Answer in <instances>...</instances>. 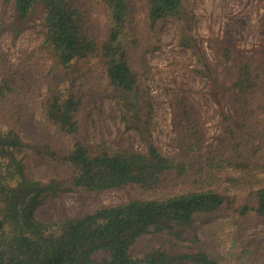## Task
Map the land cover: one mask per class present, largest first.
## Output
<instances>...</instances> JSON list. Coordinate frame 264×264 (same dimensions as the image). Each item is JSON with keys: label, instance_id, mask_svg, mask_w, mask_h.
I'll return each mask as SVG.
<instances>
[{"label": "trees", "instance_id": "trees-1", "mask_svg": "<svg viewBox=\"0 0 264 264\" xmlns=\"http://www.w3.org/2000/svg\"><path fill=\"white\" fill-rule=\"evenodd\" d=\"M10 1L0 0V15ZM101 1L111 19L103 38H99L86 15L85 0H12L17 28L39 15L34 29L41 48L53 65L65 73L63 82L46 87L39 109L44 122L60 136L69 138L71 147L67 153H59L48 142L35 150L71 174L64 180L46 183L29 177L24 152L31 146L15 130L0 129V264H221L207 252L195 249L199 243L196 216L224 211L239 216L250 213L264 229V185L249 186L235 193L201 185H208L222 167L237 173L264 170V130L251 123V118L264 111V65L256 66L232 48L207 39L208 47L232 73L225 91L230 93L234 112L241 122L233 123L224 108H219L225 128L223 151L204 158L192 170L184 159L158 149L149 130L151 104L143 114L137 107L138 76L124 43L131 27L132 0ZM145 1L150 30L158 22L180 19L182 0ZM91 60L99 64L105 76L124 129L136 132L145 145L143 152L106 146L92 149L82 142L76 115L87 97ZM203 67L200 74L208 80L210 94L219 106L224 103L222 97H217L221 84L205 63ZM18 73L14 71L13 75ZM13 93L19 97L25 94L15 82L1 80L0 102ZM171 112L184 134L199 132L197 113L180 88L175 91ZM187 184L193 188L165 199H132L76 217L44 220L35 215L47 201L63 194L125 185L154 191ZM160 233L175 241L169 250L151 247L141 255L131 254L140 236ZM181 243L185 250L178 249ZM254 251L253 262L264 264V241Z\"/></svg>", "mask_w": 264, "mask_h": 264}, {"label": "rangeland", "instance_id": "rangeland-1", "mask_svg": "<svg viewBox=\"0 0 264 264\" xmlns=\"http://www.w3.org/2000/svg\"><path fill=\"white\" fill-rule=\"evenodd\" d=\"M182 3L180 19L158 22L150 30L146 1L132 0L131 27L124 43L138 76L140 94L137 107L141 114L151 104L149 130L155 144L163 153L187 161L193 170L204 158L223 151L225 128L219 108H224L233 123L241 122L234 112L230 93L225 91L232 73L208 47L207 39L212 38L232 48L256 66L264 65V0H182ZM12 4L11 0L5 13L0 15V81L15 82L26 95L19 97L13 93L0 102V129L15 130L25 144L31 146L24 152L29 177L44 183L64 180L70 171L48 162L36 153L35 148L49 142L53 150L67 153L71 147L69 138L60 136L53 126L44 122L39 109L46 87L63 82L65 73L53 65L41 48L40 37L34 29L39 15H34L31 23L19 29ZM84 8L99 38L105 37L111 21L106 5L101 0H85ZM201 62L221 84L217 97H222L224 103L219 106L210 94L208 80L200 74L204 68ZM14 71L19 73L13 75ZM87 78V97L76 115L84 145L92 149L106 146L143 152L145 145L136 132L124 129L119 108L95 60L89 63ZM178 88L186 93L197 113V134H184L172 115L171 106ZM251 119L254 126L256 124L264 130V111ZM209 181L208 185L201 187L235 193L249 186L264 185V170L237 173L234 169L222 167ZM192 188L193 185L187 184L142 191L125 185L97 192L68 193L47 201L35 215L44 220L76 217L101 206L122 204L132 199H165ZM195 223L199 236L195 249L207 252L221 264H257L253 262L254 250L264 241V229L253 214L239 216L224 211L197 215ZM173 244L175 241L165 233L144 234L132 246L131 254L141 255L151 247L169 250ZM184 246L181 243L178 249L185 250Z\"/></svg>", "mask_w": 264, "mask_h": 264}]
</instances>
